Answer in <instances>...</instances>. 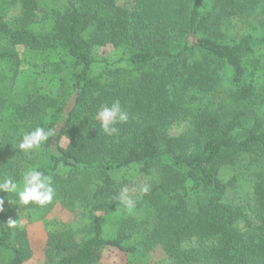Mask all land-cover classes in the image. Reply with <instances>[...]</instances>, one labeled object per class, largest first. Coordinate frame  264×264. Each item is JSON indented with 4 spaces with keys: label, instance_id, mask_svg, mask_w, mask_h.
Segmentation results:
<instances>
[{
    "label": "trees",
    "instance_id": "16d2710c",
    "mask_svg": "<svg viewBox=\"0 0 264 264\" xmlns=\"http://www.w3.org/2000/svg\"><path fill=\"white\" fill-rule=\"evenodd\" d=\"M115 100L129 120L109 136L95 114ZM37 126L55 134L20 150ZM31 167L55 196L0 191V264L32 257L20 214L48 226L43 264H101L107 248L127 264H264V0H0V180ZM136 175L149 191L127 210ZM58 202L107 215L111 236L99 219L58 228Z\"/></svg>",
    "mask_w": 264,
    "mask_h": 264
},
{
    "label": "clouds",
    "instance_id": "9594fccd",
    "mask_svg": "<svg viewBox=\"0 0 264 264\" xmlns=\"http://www.w3.org/2000/svg\"><path fill=\"white\" fill-rule=\"evenodd\" d=\"M95 118L99 121L103 133L111 136L118 132L117 124L128 122L129 113L122 108L119 100H115L110 105L101 106L96 111ZM54 134L51 128L46 130L43 127L37 126L22 134L17 147L25 151L39 147ZM0 191L7 193L8 196L10 195L8 199L10 204L17 205H28L30 202H34L36 205L45 206L50 204L55 196L52 177L35 167L25 170L21 174L19 181L12 177H4L0 180ZM140 191L147 193L149 188L145 186ZM120 202L127 210L133 209L136 203L128 195L127 189L121 194ZM3 205L4 199L0 198V211L3 210ZM15 223L14 219H9V226L14 227Z\"/></svg>",
    "mask_w": 264,
    "mask_h": 264
},
{
    "label": "rangeland",
    "instance_id": "374dc122",
    "mask_svg": "<svg viewBox=\"0 0 264 264\" xmlns=\"http://www.w3.org/2000/svg\"><path fill=\"white\" fill-rule=\"evenodd\" d=\"M241 24V22H239ZM242 25V24H241ZM101 53L106 55H114V50L112 47H102ZM115 56V55H114ZM117 58V56L115 57ZM31 65L25 62L22 72L19 76V82L22 83L29 74ZM184 128L182 125H173L169 130L170 134H177L182 131ZM130 170H125L124 174L127 176L131 172ZM135 175V174H133ZM150 181V178L144 175H136L133 179H130L127 185H125L121 191V194L124 192L125 189L128 190V195L134 199L135 197L141 194L140 189L145 187L146 184ZM20 224H24L28 240L32 249V257L28 260L27 264H43L45 256H44V248L46 244L47 238V229L48 226H44V221L37 218V219H28L24 218L22 214H20ZM51 220L58 221V228H62L64 224H70L73 228L81 227V225L89 223L92 220L99 219L103 222L107 215L102 214V212L97 211L92 208L82 209L75 206H67L61 202L56 203V205L52 208L49 212V216H47ZM104 228L106 231V236H111V225H107L104 223ZM162 258L161 253L159 250L155 251L150 257L149 260L151 263H155L156 261ZM101 264H127L126 257L116 251L113 248H107L103 251L101 257Z\"/></svg>",
    "mask_w": 264,
    "mask_h": 264
}]
</instances>
